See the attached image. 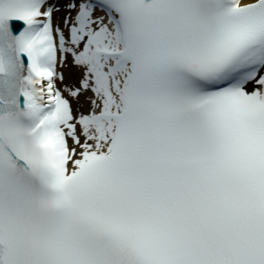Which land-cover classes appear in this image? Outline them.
I'll use <instances>...</instances> for the list:
<instances>
[{
  "label": "snow or ice",
  "instance_id": "obj_1",
  "mask_svg": "<svg viewBox=\"0 0 264 264\" xmlns=\"http://www.w3.org/2000/svg\"><path fill=\"white\" fill-rule=\"evenodd\" d=\"M0 264H264V0H0Z\"/></svg>",
  "mask_w": 264,
  "mask_h": 264
},
{
  "label": "bare ground",
  "instance_id": "obj_2",
  "mask_svg": "<svg viewBox=\"0 0 264 264\" xmlns=\"http://www.w3.org/2000/svg\"><path fill=\"white\" fill-rule=\"evenodd\" d=\"M65 75L67 77V82H71L72 78H73V72L74 70H70V69H65Z\"/></svg>",
  "mask_w": 264,
  "mask_h": 264
}]
</instances>
